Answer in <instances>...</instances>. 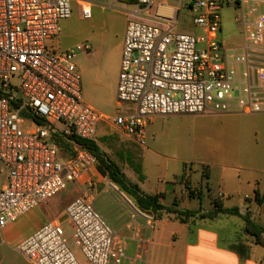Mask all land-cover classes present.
Segmentation results:
<instances>
[{
	"label": "built area",
	"instance_id": "1",
	"mask_svg": "<svg viewBox=\"0 0 264 264\" xmlns=\"http://www.w3.org/2000/svg\"><path fill=\"white\" fill-rule=\"evenodd\" d=\"M100 1L112 7L122 0ZM187 1L202 36L177 31ZM224 1L122 4L127 22L116 102L126 105V113L106 116L82 99L73 62L78 52L88 55L90 46H48L74 8L90 19L96 0H0V244L7 226L95 166V158L76 146L74 156L63 158L55 138L94 141L105 124L145 146L155 117L264 114V0L235 5L242 42L232 46L218 39ZM188 194L197 197L198 191ZM62 221L72 228L79 257ZM15 250L29 264H122L125 258L123 240L83 196L65 208L63 220L45 223Z\"/></svg>",
	"mask_w": 264,
	"mask_h": 264
},
{
	"label": "rangeland",
	"instance_id": "2",
	"mask_svg": "<svg viewBox=\"0 0 264 264\" xmlns=\"http://www.w3.org/2000/svg\"><path fill=\"white\" fill-rule=\"evenodd\" d=\"M96 3L90 19H82L79 9L74 8L70 18L60 22L59 34L48 42V46L53 50L65 51L73 49L76 45H89L88 55L78 52L73 60L80 74L82 99L101 115L125 114L126 105L117 106L116 83L127 22L124 16L126 6L122 4L130 2L122 0L119 5L112 7L104 5L100 0H96ZM219 14L221 32L218 33V39L230 46L238 44L242 29L237 21L240 13L233 0H225ZM177 31L204 35L202 29L192 24V12L186 8L182 9L178 15ZM149 131L150 135L145 139L146 145L153 142L166 156L172 155V151L181 150L186 152V158L194 166H197L194 162L201 160L231 166L233 170L223 171L212 168L211 177L214 183L212 195L215 198L218 197V192H223L220 187L221 177H224L228 184L229 196L225 199L220 198L223 205L241 204L245 196L254 194L255 191L250 193L248 182H259L260 192L264 191V114L155 117ZM96 141L104 149L98 136ZM137 149L140 151V148ZM129 160L136 162L133 157H129ZM124 170L127 176L134 179L140 174L144 175L142 171L138 172V169L136 174L127 167ZM4 180L5 172L1 170L0 185ZM239 181H241V188L237 186ZM92 183L96 185L92 184L90 188H87V193H93L95 205H102L104 210H109L108 213H110L111 205L107 204L105 199H119L121 191L118 188L117 191L112 190L110 184L105 186L94 181ZM105 189L109 191V194L104 196ZM166 203L170 204V201L167 200ZM208 206V199L202 200V207ZM258 208L253 202L251 216L264 227V208L260 211ZM240 210L244 211L243 205ZM40 220H42L40 213L33 210L12 224L10 240L0 245V264H29L16 252L15 248L19 243L18 240L30 235ZM63 228L68 244L76 253L72 246L70 224L64 221Z\"/></svg>",
	"mask_w": 264,
	"mask_h": 264
},
{
	"label": "crops",
	"instance_id": "3",
	"mask_svg": "<svg viewBox=\"0 0 264 264\" xmlns=\"http://www.w3.org/2000/svg\"><path fill=\"white\" fill-rule=\"evenodd\" d=\"M241 42L242 34L238 44ZM152 122L153 119L146 128V138L150 135L149 128ZM97 134L104 149L96 139L94 142L101 152L113 161L128 181L135 184L143 193L160 195L159 202L163 206L174 207L178 210L199 209L202 212H208L212 209V198V200H218L224 208L236 207L241 215L248 213L255 222L257 221L251 216L253 202L259 207V211L264 208V191L260 192L261 184L257 181L247 183L250 193L255 192L244 197L242 201L244 204L223 205L220 198L225 199L230 193L224 177H221L220 184L223 192H218L217 198L212 195L214 185L211 177L212 168L223 171L233 170L231 166L206 160L194 162L197 164L194 166L186 158L185 151H172V155L166 156L153 142L140 146L112 126L105 124L100 126ZM137 148H140V151ZM129 157L136 159V162L130 161ZM126 167L134 174L138 169V172L142 171L144 175L140 174L135 179L131 178L124 172ZM205 174L207 177L203 176ZM92 180L105 186L110 184L112 190L117 191L115 185L97 173L95 166L89 168L78 182L68 183L63 191L34 209L40 213L42 220L30 235L47 222L63 220L65 208L74 199L83 196L105 218L115 235L123 240L125 258L122 264H233V260L235 264H264V246L253 244L252 239L244 235L243 221L239 217L218 215L212 219H189L186 223H180L173 215H169L154 220L151 216L138 211L133 202L119 191L122 196L119 195V199H105V202L111 205V211L108 213L109 210L105 211L102 205H95L93 193H87V188H90L92 184L96 185L92 183ZM237 186L241 188V181L237 183ZM188 190L198 191L199 197L189 195ZM255 193H258V198L261 199L260 204L256 201ZM106 194H109L107 189L103 191V195ZM204 199H208L209 202V206L205 208L202 207ZM167 200L170 204L166 203ZM241 205L244 211L240 210ZM11 226L12 224L3 231L2 243L10 240ZM25 238H20L18 242L20 243ZM238 244L249 248L247 256H239L235 250ZM76 255L79 257L78 252Z\"/></svg>",
	"mask_w": 264,
	"mask_h": 264
},
{
	"label": "trees",
	"instance_id": "4",
	"mask_svg": "<svg viewBox=\"0 0 264 264\" xmlns=\"http://www.w3.org/2000/svg\"><path fill=\"white\" fill-rule=\"evenodd\" d=\"M130 3L134 0H128ZM237 5L239 0H233ZM185 8L191 10L192 5L187 1ZM56 143L60 148V153L63 158H69L75 155L74 146L88 151L95 158V168L97 173L107 178L119 191L128 196L134 206L143 214L151 216L154 220L161 219L163 216L173 215L180 223H186L189 219H212L218 215H229L241 218L243 221V233L250 237L253 244L264 246V227L253 221L248 213L241 215L236 207L224 208L218 200H211L212 209L208 212L201 210H178L174 207L163 206L159 202L160 195H148L143 193L135 184H132L123 175L118 166L111 161L94 141L72 139L70 141L55 138ZM207 177V174L203 175ZM191 194V193H190ZM200 193L198 192V197ZM255 198L258 204L261 199L258 198V193H255ZM173 206H175L173 204ZM248 247L238 244L235 247L237 253L241 257L248 255Z\"/></svg>",
	"mask_w": 264,
	"mask_h": 264
},
{
	"label": "clouds",
	"instance_id": "5",
	"mask_svg": "<svg viewBox=\"0 0 264 264\" xmlns=\"http://www.w3.org/2000/svg\"><path fill=\"white\" fill-rule=\"evenodd\" d=\"M233 264H235V261L233 260Z\"/></svg>",
	"mask_w": 264,
	"mask_h": 264
}]
</instances>
